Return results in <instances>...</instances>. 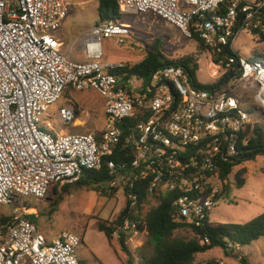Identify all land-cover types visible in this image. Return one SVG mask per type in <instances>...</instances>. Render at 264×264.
Returning a JSON list of instances; mask_svg holds the SVG:
<instances>
[{
	"label": "built area",
	"instance_id": "obj_1",
	"mask_svg": "<svg viewBox=\"0 0 264 264\" xmlns=\"http://www.w3.org/2000/svg\"><path fill=\"white\" fill-rule=\"evenodd\" d=\"M113 1L121 14L151 12L186 39L195 33L211 60L228 49L232 55H225V62H212L214 76L218 70L234 72L223 82L229 90L196 86L182 67L168 65L149 79L152 98L134 95L131 79L120 82L111 73L123 64L101 62V41L115 37L121 43L130 33L128 23L106 21L89 28L82 41L85 58L76 60L56 37L69 0H0V209L19 199L42 200L52 185L74 184L83 171H99L121 144L117 123L147 111L126 140L132 160L108 161V178L101 185L117 188L123 207L127 201L134 206L137 185L152 205L171 194L175 221L202 228L210 223L220 201L216 195L226 184L217 158L233 159L237 142L246 145L241 137L253 123L232 87L253 90L264 115V65L237 55L232 46L243 29L264 31V0H229L224 11L225 0ZM69 87L94 91L102 99L105 121L98 139L93 133L41 129L42 117ZM75 118L73 106L53 113L58 126L73 125ZM46 128L55 130L50 123ZM29 210L16 205L5 215L0 264H79L80 237L61 232L48 241L27 218ZM118 229L130 237L142 234L127 220Z\"/></svg>",
	"mask_w": 264,
	"mask_h": 264
},
{
	"label": "rangeland",
	"instance_id": "obj_2",
	"mask_svg": "<svg viewBox=\"0 0 264 264\" xmlns=\"http://www.w3.org/2000/svg\"><path fill=\"white\" fill-rule=\"evenodd\" d=\"M97 5V0H69L67 15L56 37L62 42V49L70 51L73 59L85 58L82 54V41L86 31L97 22ZM121 20L130 25V33L122 39L121 43H118L115 37L101 41L102 63L136 64L143 57L145 45L161 37L163 39L160 52L167 58L182 57L195 52V42L186 39L178 29L151 12L122 13ZM232 46L235 53L244 58H251L255 54L264 55V42H260L259 37L252 35L249 29L241 30ZM214 66L208 53L199 57L197 80L200 84H215L222 79L221 70H218L214 76L216 72ZM131 81L130 87L133 88V94L140 95L141 81L136 78H131ZM220 90L228 91L229 84L224 85L222 82ZM69 91L76 92L73 108L75 117L78 119L77 127L74 128L72 125L59 127L64 129L65 134L90 132L97 135L100 133L103 127V122L100 120L102 119L100 110L102 100L94 91L80 92L69 89L64 96H67ZM230 92L234 94L242 107L252 110V122L261 127L264 133V118L259 112L261 110L259 104L254 100V91L232 87ZM83 98L88 104H94L96 109L82 105ZM64 101L65 97H61L42 117L40 123L42 130L52 134L56 132L58 125L53 120V113ZM47 123H50L55 130L46 128ZM241 168L245 170L242 175L245 183L238 188L233 174ZM226 184L228 191L210 214V223L215 225L246 223L264 212V155H258L254 160H245L235 167ZM15 204L17 206L25 204L26 207L33 209L29 210L28 214L37 215V228L48 241L56 238L61 232H69L81 237L82 241L76 253L82 264H125L126 256L119 249L114 235L112 240L108 241L97 229L99 222L112 221L123 208L124 198L120 191L114 197L108 198L94 188L82 186L66 195L54 210H51L49 201L45 198L38 200L29 197L19 199ZM15 204L1 208L0 216L9 215L16 207ZM145 239V233L132 236L127 241L128 247L134 252ZM241 258H245L248 264H264V238L239 248L237 257L231 253L224 254L220 249H213L198 255L197 262L206 264L213 259L219 264H241Z\"/></svg>",
	"mask_w": 264,
	"mask_h": 264
},
{
	"label": "trees",
	"instance_id": "obj_3",
	"mask_svg": "<svg viewBox=\"0 0 264 264\" xmlns=\"http://www.w3.org/2000/svg\"><path fill=\"white\" fill-rule=\"evenodd\" d=\"M229 2V0H225L220 10L224 11L229 6ZM97 3L98 18L95 25L106 21H122L121 13L113 0H97ZM262 24H264V21H262ZM249 30L252 35L259 37L260 42H264V33L261 28L253 29L249 27ZM162 39V37L161 39L156 38L151 44L145 45L146 50L138 63L133 65L124 64L123 68L113 70L111 73L118 76L120 82L131 78L140 80L141 94L139 96L147 99L152 98L153 95L147 91L148 81L152 73L168 65H179L196 86L204 89H220L222 82L233 76V71H227L222 79L215 84H200L197 80L198 60L202 54L208 51V48L204 46L198 36L193 33L192 41L196 44L194 53L171 59L160 52ZM225 55L232 54L228 49L226 51L222 50L220 54L213 57L212 61L215 64H218L220 60L225 62ZM247 59L259 61L264 65V55L255 54ZM251 111L247 109V112L253 115ZM148 115L147 111H143L142 115L137 112L133 117L125 118L117 123L122 133L121 144L115 148L111 156L103 159L102 168L99 171H83L80 180L74 184L52 185L45 196V199L49 201L48 205L51 210H54L72 190L80 189L82 186L94 188L108 198L114 197L118 193L117 188H103L101 185L108 178L107 162L111 160L119 163L132 160L130 146L126 140L133 133L134 126ZM262 116L264 118V115ZM94 136L98 139L99 134ZM242 136L241 138H244L247 142L246 145H242L240 141L237 142L236 154L233 157V159H237V162L224 161L220 156L217 158L220 167L219 177L223 181H227L233 169L245 160H254L256 156L264 155V133L261 127L256 123L249 124ZM244 173L245 170L241 168L233 174L234 182L238 188H241L245 183L242 179ZM138 191L139 198L135 201L134 206L131 207L130 201H127L115 219L110 222H99L97 225L98 231L103 233L108 241L112 240L114 233H117L116 240L119 249L126 256L125 264H198L197 256L213 249H220L224 254L231 253L237 257L239 248L264 238V212L246 223L220 225L206 223L204 227L196 228L193 225L175 221L172 207L173 195L160 196L157 204L152 205L146 193L142 192L137 185L133 193L136 194ZM227 191V184H223L216 198L222 199ZM128 193L129 191L126 190L125 194ZM23 205L25 206V204ZM8 218L5 215L0 216V227L8 221ZM27 218L37 226L35 214L29 215ZM126 220L130 224H134L135 229L146 235L142 245L134 252L130 250L127 243L130 234H124L118 229ZM80 240L82 241L81 237ZM240 263L248 264L245 258H241ZM79 264L82 263L79 261ZM206 264L219 263L211 259Z\"/></svg>",
	"mask_w": 264,
	"mask_h": 264
},
{
	"label": "crops",
	"instance_id": "obj_4",
	"mask_svg": "<svg viewBox=\"0 0 264 264\" xmlns=\"http://www.w3.org/2000/svg\"><path fill=\"white\" fill-rule=\"evenodd\" d=\"M125 23H127V22H125ZM198 74V73H197ZM154 87L152 86V87H150V86H148V88H147V90H152ZM69 89H71V88H68L65 92H64V94L69 90ZM97 95V94H96ZM98 96V95H97ZM62 97L64 98L65 97V101H64V103L63 104H61V105H59V107H61V106H73L74 104H73V100H75L76 101V92H73V91H69L68 92V95L67 96H64V95H62ZM99 97V96H98ZM100 98V97H99ZM101 99V98H100ZM102 100V99H101ZM82 102H83V104L82 105H84L86 108H90V107H94L95 109H96V106L94 105V104H91V103H87V101L85 100V98H83L82 99ZM101 112H102V119H100L102 122H103V124H104V121H105V118H104V105H103V101H102V103H101ZM87 116H88V114H87ZM88 118V117H87ZM78 121V119L77 118H75V122H74V124L72 125L74 128L75 127H77V125H76V122ZM103 128V127H102ZM102 130V129H101ZM56 131H60V132H63L64 131V129H62L61 127H59L58 126V129L56 130ZM85 133H90V132H85ZM99 134V133H98ZM31 210V209H30ZM33 210V209H32ZM36 217H37V215H36Z\"/></svg>",
	"mask_w": 264,
	"mask_h": 264
},
{
	"label": "water",
	"instance_id": "obj_5",
	"mask_svg": "<svg viewBox=\"0 0 264 264\" xmlns=\"http://www.w3.org/2000/svg\"><path fill=\"white\" fill-rule=\"evenodd\" d=\"M148 85H150V81H148ZM229 162L230 163H235V162H237V159H231Z\"/></svg>",
	"mask_w": 264,
	"mask_h": 264
}]
</instances>
